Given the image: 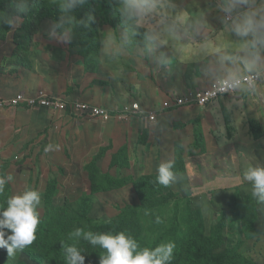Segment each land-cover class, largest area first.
I'll list each match as a JSON object with an SVG mask.
<instances>
[{
    "label": "rangeland",
    "instance_id": "rangeland-1",
    "mask_svg": "<svg viewBox=\"0 0 264 264\" xmlns=\"http://www.w3.org/2000/svg\"><path fill=\"white\" fill-rule=\"evenodd\" d=\"M103 1L87 0L74 10L78 21L91 15L93 22L78 26L73 41L64 44L47 35L49 24L60 17L54 0H43L47 6L41 9L39 1H34L31 11L22 15L14 28L2 19H10L9 14L15 11L6 10L5 0H0V45L5 38L13 45L9 59L0 57V67H7V73L17 79H12L18 85L15 97L67 102L80 99L93 106L97 105L95 99H122L121 110L99 107L110 113L111 118L105 122H119L123 134L129 132L131 140L122 144L121 136L112 142L99 130L95 144L89 141L95 140L91 133L90 139L85 138L74 127L77 138H73L58 128L62 127L58 120L65 116L67 122L62 120L63 123L75 127L83 121L96 120L78 117L69 110L56 118L43 107L14 105V96L0 100V112H8V119L0 120V176H13L0 193V208L7 207L11 196L34 189L42 194L38 212L41 220H47L49 239L55 234V238L60 236L80 247L86 241L70 240L71 231L80 227L94 232L104 225L113 234H130L141 247L154 248L174 241L171 262L188 264L191 257L180 243L191 233L203 231L207 236H221L220 247L214 251L218 258L209 256L207 264H225L233 259L240 264H264V204L252 198L249 182L238 185L249 166L264 165V83L255 92L237 93L205 109H188L195 115L187 118L168 121L166 118L173 112L167 110L156 112L153 124L141 125L139 120L147 114L142 112V104L128 103L123 95L133 99L138 94L137 83L131 86L129 73L135 74L140 84L145 83L139 78L141 73L144 75L141 63H137L140 68L135 71L128 62H132L135 48H142L147 27L140 28L138 44L129 48L128 56L119 64L102 59V38L110 29L122 30L116 6L111 8L112 4ZM18 3L16 0L12 8L16 9ZM174 3L173 14H210L216 0ZM84 66L88 70L87 97L76 95L74 90L79 82L78 71ZM72 71L67 95L60 97L46 88L47 81H64ZM116 73H120L119 77ZM227 99L229 104L223 103ZM134 104L140 112L126 111ZM162 104H154L149 110ZM20 118L23 125L17 122ZM161 118L164 119L160 121ZM53 125L57 129L54 137ZM88 129L95 133V126L89 125ZM7 130L11 135H6ZM48 145L53 146L52 150L45 152ZM169 160L178 176L175 183L165 187L156 180L157 168ZM212 166L217 172L216 182L211 183L213 191L200 183L208 179L206 170ZM225 175L231 179H224ZM190 178L195 181L189 182ZM221 191L226 192L224 197L219 195ZM145 211L149 214L145 215ZM46 255L24 249L9 258L6 250L0 249V264H52Z\"/></svg>",
    "mask_w": 264,
    "mask_h": 264
},
{
    "label": "clouds",
    "instance_id": "clouds-1",
    "mask_svg": "<svg viewBox=\"0 0 264 264\" xmlns=\"http://www.w3.org/2000/svg\"><path fill=\"white\" fill-rule=\"evenodd\" d=\"M87 3V0H54L60 17L49 24L47 35L51 40L70 44L78 26L85 27L93 22L89 15L86 20H77L73 12ZM174 0H116V11L121 18V29H110L102 38L99 55L113 64H119L128 56L129 48L138 44L136 37L146 24L151 27L144 34L142 48L137 54L151 58L157 68H167L168 55L159 52L171 38L194 44L202 34L203 18L188 23L182 15H174ZM31 11L29 0H19L14 14L3 18L10 28L16 27L22 15ZM215 11L223 25L220 34L213 39H204L196 45L197 55L210 57L212 63L205 74L216 82L217 93H252L257 85L264 83V0H216ZM227 41V46H225ZM120 73H116L119 77ZM52 145L45 152L52 150ZM174 163L169 160L157 168L156 180L160 185L170 186L177 180L173 172ZM13 180L12 175L0 176V193ZM251 184V196L258 204H264V165L249 166L242 176ZM38 190L27 189L11 196L7 207L0 208V249L9 258H15L18 251L31 246L37 239V229L41 224L38 207L42 203ZM145 211V215H148ZM159 217L157 223H159ZM69 239L86 241L104 252L99 264H170L174 258V241L161 243L154 248L141 247L138 241L121 231L113 234L95 233L77 227L69 233ZM66 264H85V255L76 244L61 243Z\"/></svg>",
    "mask_w": 264,
    "mask_h": 264
},
{
    "label": "crops",
    "instance_id": "crops-1",
    "mask_svg": "<svg viewBox=\"0 0 264 264\" xmlns=\"http://www.w3.org/2000/svg\"><path fill=\"white\" fill-rule=\"evenodd\" d=\"M196 13L197 14H190V13L185 12V14H181V13L174 14V15L185 16L189 24L201 18L202 16L204 24H205V28L202 34L200 35V37L198 38V40L194 44H188L184 41H174L171 38L168 39L167 43L161 49L158 50L159 52H164L168 55L170 59V64L167 68H157L153 64V61L151 60V58L137 54L138 47L135 48V50L132 52L133 60L132 62H128V64L135 71H138V69L140 68V65L137 63H141L144 75L141 73V76L139 78H141V80H144L145 83L140 84L136 75L135 74L132 75L129 73L130 79H131L130 84L132 86L133 84L137 83L136 91H138V94H137V97H134L136 98L135 99L136 101L133 100L134 98L132 99L130 95L129 96L123 95L125 97L126 102L132 103V104L133 102L138 103V104L140 103L142 104V108L144 109L142 112L149 113L150 111L154 110V109L149 110V108L153 106L154 104H157V103L161 104V103L167 102L168 100H173L174 98L186 97L190 95L191 93L203 90L207 88L208 86H211L215 82L211 77L205 74V70L207 66L212 63L211 58L197 55L194 49L196 45H198L204 39L214 40L220 34L223 28V25L220 22V19L218 18L217 12L215 11V6H214L213 12L210 14H206L203 12L201 13L199 11H196ZM146 27L148 30L151 27V25L146 24ZM2 41H3V45H0V57L9 59L11 57L10 55H12L11 53L13 52V48H12L13 45L11 46L8 38L7 40L6 38L3 39ZM227 43L228 42L225 41V46H227ZM6 68L7 67H2V68L0 67V100L12 98L13 96L15 97V94L18 89L16 88V86H18L16 85L17 82H15L17 81V79L14 78L12 75L8 74ZM3 71L6 73H3ZM72 73L73 71L70 73V76L67 77L64 81H58V83L57 81H52V80L47 81L48 86L46 88L48 90H52L55 94H57L60 97L67 95L66 88L68 85H71L70 81L72 79L70 77ZM78 73H79V82L77 83V86L74 88L75 94L78 96L87 97V92L89 90V85L86 83V80L88 79V70L85 69V66H84V68L78 71ZM12 79L15 81H13ZM4 86L6 87L5 89H3ZM1 90H4V91H1ZM225 98H228V97H225ZM225 98H222V99H225ZM239 98H241V96H239ZM78 101L89 104V102H86L80 99ZM122 101H123L122 99L115 101L114 99L107 98L103 102H101L100 100L95 99L94 103L97 105H94V106L99 107L100 105V106H103L109 109L121 110V106H123L121 105ZM241 101H243L242 98H241ZM229 102L230 100L228 99L223 100V103L225 104H229ZM213 104H216V103H213ZM10 109L13 111L18 110L14 108H10ZM36 112L37 111L33 113H36ZM48 112L51 113L49 110ZM169 112H173V114H171L172 117H170L171 116L170 115L168 116L170 118L168 117L166 118L168 121L169 119L170 120L171 119L181 120L184 117L187 118L191 115H195V113H193L192 111L186 108H181L179 110L169 111ZM18 113L19 112H16V117H18ZM50 115L52 116L56 115L54 116L56 118H60L61 116L60 114H57V113L56 114L51 113ZM212 116L213 115H210L209 117H212ZM0 117H1L0 120L2 119L7 120L8 112L6 110H2L0 112ZM163 119L164 118H161L160 121ZM62 120H65V116L58 121L56 120L57 123L62 126V127L58 126V128H60V130H62L63 132H66L69 135L71 134L73 138H77V134L74 133V130H75L73 129L74 127V128H78L76 132H82L83 137L85 138H89L88 133H91L93 135L92 138H94L95 140H89V141L90 142L94 141L95 144L99 138V133H98L99 130H101L103 135L106 136V138L108 140H111L112 142H117L121 136H123V139L121 142L122 144L129 143L131 141L130 134H128L129 132L123 134V132L125 131L121 129V125L118 124L119 122H116V121L105 122L103 120H96V121L87 120V121L81 122L78 126L75 127L72 124L65 125V123H63ZM65 121L67 122V120ZM17 122H19L20 125H23L24 123L23 118L17 119ZM139 122L141 125L153 124L147 120V114H145L144 117L139 120ZM126 123H129V122H126ZM89 125L95 126L94 134L88 129ZM242 126L244 125L242 124ZM56 131H57L56 126L53 125V133H52L53 137L57 133ZM4 132L8 136L11 135L8 130ZM149 133L151 134V132H149L148 130L147 135H149ZM69 141L73 142L72 138ZM207 141H211L210 138H207ZM213 167L214 166L208 167L206 170L209 175L208 179L200 180V183H202L203 186L205 187L209 186V188L212 191L214 187H213V184L211 185V183L212 181L216 182V176H217L216 168L212 170ZM239 174H237L236 178L238 177ZM191 179L195 181L194 178H190L189 182ZM224 179L227 180L231 178L225 175ZM244 183L245 181L241 180L238 183V185L244 184ZM221 190H224V189H221ZM251 190L252 188L250 189V191ZM219 195L221 197H224L226 195V192L221 191L219 192Z\"/></svg>",
    "mask_w": 264,
    "mask_h": 264
},
{
    "label": "trees",
    "instance_id": "trees-1",
    "mask_svg": "<svg viewBox=\"0 0 264 264\" xmlns=\"http://www.w3.org/2000/svg\"><path fill=\"white\" fill-rule=\"evenodd\" d=\"M34 1H39L38 8L40 9L42 8V6L44 7L47 6L45 4L44 5L42 4L43 0H29L31 6L33 5ZM113 1L114 0H104L103 2L112 4L111 5L112 8L116 6L114 5ZM15 4H16V0H5V9L9 11V8H11L12 11H15V8H12V6ZM197 107L198 106H193V107L184 106L181 108L193 109ZM179 109H170L169 111H175ZM94 232L108 233L109 230L103 225V228L99 227ZM50 233L51 230L47 228V220L45 219L41 220V224L38 226L36 233L37 239L33 242L31 246L25 249V252H27V250L43 251L48 253V255L46 256L49 259V261L52 262V264H66L61 243L62 242L65 244H73V243L64 240L60 236L55 238V234L53 235V238L49 239ZM219 243H221V236H207L203 231H195L194 233L190 234V237L186 241H183L180 244L185 247L186 249L185 253L191 257L188 264H207L205 261L208 259L209 256H216V258H218V255H216L214 251L219 249L220 247ZM78 248H80L82 250V254L85 255V264H99L100 255L104 252L103 249H100L98 246L93 247L90 244H88V242H86L85 244H83ZM170 264H179V263L173 261L170 262ZM225 264H240V263H238L237 259H233Z\"/></svg>",
    "mask_w": 264,
    "mask_h": 264
},
{
    "label": "built area",
    "instance_id": "built-area-1",
    "mask_svg": "<svg viewBox=\"0 0 264 264\" xmlns=\"http://www.w3.org/2000/svg\"><path fill=\"white\" fill-rule=\"evenodd\" d=\"M260 84L262 83H259L257 87ZM235 94L237 93H217L216 82H214L211 86L203 90L191 93L186 97L174 98L173 100L164 102L160 106V108L154 109L147 113V120L153 123L156 119V112L162 113L170 109H179L184 106H198L201 109H205L218 100L233 96ZM12 103L14 105L27 104L28 106L43 107L49 110L52 114L57 113L60 115H64L69 110L71 113L84 119L107 121L111 118L110 113L105 108H100L84 102H79L78 100L67 102L59 99L57 100L44 97L34 98L33 100H25L22 96H17L15 97V99H13ZM126 111H133L134 113L140 112L139 106L137 104L130 106L126 109Z\"/></svg>",
    "mask_w": 264,
    "mask_h": 264
}]
</instances>
